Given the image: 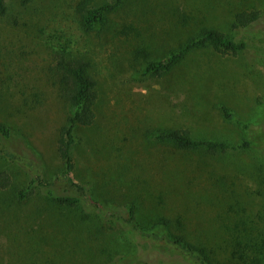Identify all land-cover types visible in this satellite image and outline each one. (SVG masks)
<instances>
[{"label": "rangeland", "instance_id": "1", "mask_svg": "<svg viewBox=\"0 0 264 264\" xmlns=\"http://www.w3.org/2000/svg\"><path fill=\"white\" fill-rule=\"evenodd\" d=\"M82 1L5 0L9 12L0 16V123L14 132L0 138V170L16 187L37 177L45 184L22 210L0 217V264H196L144 237L165 222L210 264H236L240 242L264 235V0H125L91 31L77 11ZM243 11L262 13L250 31L232 27ZM207 29L246 40L247 50L200 49L168 75L145 73ZM58 51L90 61L98 82L96 121L77 130L72 173L96 206L59 207L45 193L85 195L67 184L57 152L72 113L54 72ZM221 105L251 130L225 120ZM165 129L255 147L182 151L150 138ZM136 225L142 237L132 236Z\"/></svg>", "mask_w": 264, "mask_h": 264}, {"label": "trees", "instance_id": "2", "mask_svg": "<svg viewBox=\"0 0 264 264\" xmlns=\"http://www.w3.org/2000/svg\"><path fill=\"white\" fill-rule=\"evenodd\" d=\"M31 0H22L26 5ZM125 0H113L112 2L103 3L99 6H92L91 0H83L77 6L78 14L82 25L86 31L96 29L107 23L108 16L117 11ZM9 8L5 0H0V16L6 17ZM260 11H243L236 15L232 25L234 29L250 31L258 25L262 19ZM248 43L246 40H235L225 33L216 29L204 30L200 36L190 38L182 44L176 51L172 52L164 60H153L146 64L145 73L162 77L170 74L175 70L192 52L200 49L212 48L222 55L237 56L247 50ZM54 72L59 78V88L63 97L71 106L72 113L68 117L67 124L59 132L57 142V152L61 163L64 165V177L70 187L84 191L82 198L73 194H58L54 190L48 189L46 195L59 207L77 208L84 204L96 206L97 203L89 196L88 186L79 185L72 177L75 170L74 147L79 143L77 133L80 127H90L96 121V105L99 99L98 82L91 74V62L83 57H72L65 51H58L55 54ZM225 120L236 122L245 130H251L252 126L243 124L235 114H233L225 105L220 106ZM12 128L6 124L0 123V138L9 140L13 137ZM150 138L158 144H170L182 151L196 152L206 151L210 155L227 153L229 151H242L244 149L255 147L250 140L245 141L242 145L234 147L224 142H216L204 139H195L188 130L184 129H165L158 130L150 134ZM44 182L37 177L33 178L27 186L16 187L12 175L6 170H0V217L6 211L17 208L22 210L31 201L37 187H44ZM93 201V202H92ZM129 214L130 222L134 218L135 211L132 206L126 208ZM136 225L135 235L142 237L140 227ZM158 227V229H157ZM156 232L144 234L146 238L154 241H161L170 248L179 249L185 254L190 255L196 260V264H210L206 252H201L194 245H191L184 236L172 235L169 232L168 222L158 224ZM160 229V230H159ZM142 231V230H141ZM141 233V234H138ZM162 233V237L159 236ZM253 233L248 244L240 242L239 254H235L236 264H264V235L256 237ZM136 239V238H135ZM125 264H138L135 260L125 259ZM139 264H151L143 262Z\"/></svg>", "mask_w": 264, "mask_h": 264}]
</instances>
